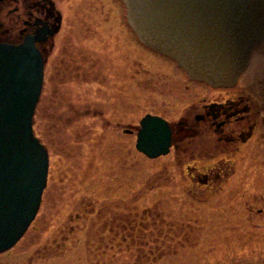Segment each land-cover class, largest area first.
Wrapping results in <instances>:
<instances>
[{
  "label": "rangeland",
  "instance_id": "374dc122",
  "mask_svg": "<svg viewBox=\"0 0 264 264\" xmlns=\"http://www.w3.org/2000/svg\"><path fill=\"white\" fill-rule=\"evenodd\" d=\"M31 1L0 0V38L22 39L25 7ZM51 1L64 22L46 55L33 117L34 133L48 151L47 181L33 222L0 254V264L264 262V141L257 136L250 143L253 156L235 163V174L218 194L205 191L202 181L194 186L197 191L189 190V173H194L186 166L194 163L181 166L172 149L157 158L139 152V121L145 114H157L175 128L201 98L217 90L190 82L176 62L140 42L122 0ZM263 49L260 44L254 48L239 77L240 85L253 84L258 107L264 106V83L251 78L264 74ZM257 130L261 133L264 125ZM181 136L178 140L188 151L201 145L202 135L195 138L198 144ZM184 191L208 201L201 204ZM117 215H136L147 234L155 226L166 231L170 224L182 232L138 246L130 240L128 245L102 243L100 236L95 240L93 232L87 233ZM247 230H252L251 239L243 236Z\"/></svg>",
  "mask_w": 264,
  "mask_h": 264
},
{
  "label": "water",
  "instance_id": "95a60500",
  "mask_svg": "<svg viewBox=\"0 0 264 264\" xmlns=\"http://www.w3.org/2000/svg\"><path fill=\"white\" fill-rule=\"evenodd\" d=\"M140 42L211 87L236 83L253 48L264 42V0H122ZM45 22L17 43L0 41V253L12 248L36 216L49 157L33 131L44 80L37 47L60 27ZM3 24L0 22V28ZM135 147L148 158L168 153L169 123L146 114ZM257 264V263H243Z\"/></svg>",
  "mask_w": 264,
  "mask_h": 264
},
{
  "label": "flooded vegetation",
  "instance_id": "af4514ba",
  "mask_svg": "<svg viewBox=\"0 0 264 264\" xmlns=\"http://www.w3.org/2000/svg\"><path fill=\"white\" fill-rule=\"evenodd\" d=\"M25 14V30H23V36L27 33H33L36 27L42 26V23H36V21L45 22L49 27H54V25L57 24L55 18L59 12L55 9V5L51 0H35L26 5ZM63 22L64 20L61 17L58 31L52 36H48L45 41L36 44L45 57L52 47L53 37L59 33ZM70 42L71 39L68 38V44H70ZM260 45H264V43ZM261 56L264 58V49L261 51ZM239 77L234 85L230 87H215L214 90H217L216 94L212 97L201 98L199 103L196 104L193 109L191 108V112H188L185 117L175 123V128L174 125L172 127L169 121L163 116L152 114L162 117L169 123L171 128L169 151L172 149L174 152V160L181 163V166L184 162L194 163L191 168L186 166L187 170H192L194 173V176L189 173L191 180L189 190H196L197 184L202 181L203 184H201L207 187L205 191H209L211 194H218L222 191L220 190L222 189L221 186L224 183H228V179L235 174V163L253 156L249 151L250 143L256 140L257 136L260 142L264 141V130L261 133L257 132L259 125H264V114L262 115L264 106L260 105L261 107H258V103L251 90L253 84L251 85V82H249L250 84L244 83L240 85ZM186 78L190 82L193 81L189 79L188 76H186ZM253 78H257L260 82L262 81L264 83V74L255 77L252 76L251 79ZM184 88L188 90L187 84L184 85ZM179 135H182L180 139L186 137L184 141L193 138L191 142H188L189 144L193 143L196 140L195 138H199V135H202V137H200L202 138L201 143L195 141V143L199 142L201 145H197L195 146L196 149L188 151L189 147L187 146L185 148L183 146L184 144L178 140ZM206 142L207 144H205ZM200 162H208L210 164L196 166L197 164L199 165ZM200 169H203L202 172ZM200 191L202 193V190ZM185 193L201 204L207 203L208 201L207 199L195 197V192L186 191ZM148 212L150 211H146L147 215ZM130 217L131 216H129V218ZM132 219L137 221L136 215ZM192 219L196 222L197 220H201L200 218ZM169 226L171 227L166 231L164 230L165 232L161 237L165 235L166 239H172L174 236L181 235V229L174 230L171 224ZM233 227L236 228V226ZM145 228H148V225H146ZM140 230L141 228L139 227V231ZM154 230L157 231L162 229H158L155 226ZM132 231L133 228H131L129 232L126 230L125 233L128 232L127 236L131 237L134 236V234H130ZM243 232L244 235L243 233L241 235L248 237V239L252 238V230ZM125 235H122V239H124ZM150 236H152V234ZM252 263L264 264L262 261H255Z\"/></svg>",
  "mask_w": 264,
  "mask_h": 264
},
{
  "label": "trees",
  "instance_id": "16d2710c",
  "mask_svg": "<svg viewBox=\"0 0 264 264\" xmlns=\"http://www.w3.org/2000/svg\"><path fill=\"white\" fill-rule=\"evenodd\" d=\"M4 40H6V37L0 38V41H4ZM69 62L71 63L72 60H69ZM70 63H69V65H70ZM73 65H74L73 66L74 69L78 70L77 65H75V63ZM122 206H123V204L119 207H122ZM104 210H106V209H104V208L100 209L101 212ZM98 218L93 220V222L91 224L94 225L95 223H98V221H97ZM132 218H134V217L131 216L129 218L128 215H126V216L125 215L124 216H120V215L111 216L108 219H103L100 222L98 228H96L94 231H88L87 233L93 232L94 233L93 238H94V236H100L98 241L102 242V243L107 242V241L111 242V243H113V241H116V243H121V241H125V242H127V245L131 242L132 244H136L138 246L139 243H145V242L149 243L148 240H154V242L155 241L159 242L161 240L160 237L165 232L164 230H157V231L154 230L153 232L155 233V235H154V233H149L150 235L152 234V236H151L152 238L146 239L145 236L149 235V234H147V232H145V229L143 228V226H141L142 224L140 222L138 224L137 221H135ZM139 227L141 228L140 231L138 229ZM131 228H133V231L130 234H134V236L128 237L127 235H128V232L131 230ZM137 229H138V232H137ZM126 230H128V232L125 233ZM135 234H138V235H135ZM122 235H125L124 239H122ZM105 239L107 241H103ZM88 240H92V239L88 238ZM95 240H97V239H95ZM129 240H130V242H129Z\"/></svg>",
  "mask_w": 264,
  "mask_h": 264
}]
</instances>
